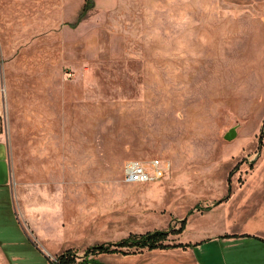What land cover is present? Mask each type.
<instances>
[{
	"label": "rangeland",
	"instance_id": "374dc122",
	"mask_svg": "<svg viewBox=\"0 0 264 264\" xmlns=\"http://www.w3.org/2000/svg\"><path fill=\"white\" fill-rule=\"evenodd\" d=\"M85 1L0 0L8 90L0 134L12 192L0 195V264H55L68 251L85 264L92 245L176 231L187 216L169 240L212 238L202 264L259 255L256 241L215 238L198 212L213 202L204 200L211 193L203 177L223 173L211 157L213 97L220 87L228 99L230 65L263 49L261 0H91L71 25ZM206 127L209 135L198 136ZM220 139L224 152L234 149L236 141ZM130 158H159L169 170L127 182ZM97 257L131 262L120 253Z\"/></svg>",
	"mask_w": 264,
	"mask_h": 264
},
{
	"label": "crops",
	"instance_id": "0c3cea01",
	"mask_svg": "<svg viewBox=\"0 0 264 264\" xmlns=\"http://www.w3.org/2000/svg\"><path fill=\"white\" fill-rule=\"evenodd\" d=\"M263 13L264 0H261V14ZM262 48L248 56L245 64L230 65L235 81L225 88L228 99L221 95L224 91L222 88L220 91V87L217 90L221 94L213 95L216 113L212 121L218 146L211 157L212 164L214 159V165H220L223 173L221 172L220 179L215 182H211L209 175L203 177V188L211 193L204 200L213 202L205 204L208 208L198 212V215L212 223L217 231L215 238H219L221 242L238 246L239 243L253 240L262 249L259 255L248 259L233 255L231 264L241 263L242 260L264 264V45ZM233 125H237L234 138L223 139L236 141L234 149L227 154L222 148L220 136ZM197 135H209L207 127L197 130ZM232 171L233 175L230 176ZM10 182L8 146L0 134V195L5 194L12 198ZM188 217L190 218L185 217L184 230L190 222ZM199 228L204 230L205 226L200 225ZM211 239L204 238L195 242L170 241L183 246L146 250V254L141 251L100 253L95 258L104 264H112L97 256L120 253L131 260L129 264H202L200 257L205 254L202 248Z\"/></svg>",
	"mask_w": 264,
	"mask_h": 264
},
{
	"label": "trees",
	"instance_id": "16d2710c",
	"mask_svg": "<svg viewBox=\"0 0 264 264\" xmlns=\"http://www.w3.org/2000/svg\"><path fill=\"white\" fill-rule=\"evenodd\" d=\"M92 6L91 0H89V5L87 0L85 1V5L82 7L80 14L78 15L77 20L71 24L74 25L82 15L87 11L88 8ZM186 218L182 219L181 227L176 230H153V231H146L144 233L136 234V233H129L128 236L121 238L118 241L114 242H102L92 245L87 248V251L84 255V258L80 263L86 264H104L98 261L95 258L96 254L100 253H114V252H121V253H129V252H137L142 251L144 249H166L171 247H179L183 246L180 243H170L169 236L172 233H179L183 230ZM68 252H64L58 255L56 258L55 264H76V259L74 254H70ZM91 255L92 257H88Z\"/></svg>",
	"mask_w": 264,
	"mask_h": 264
},
{
	"label": "built area",
	"instance_id": "2783aa9c",
	"mask_svg": "<svg viewBox=\"0 0 264 264\" xmlns=\"http://www.w3.org/2000/svg\"><path fill=\"white\" fill-rule=\"evenodd\" d=\"M7 87L3 77V63L0 60V118L5 119L7 114ZM169 170L168 162L162 163L159 158L143 161L130 158L123 165V180L127 182H147L161 179Z\"/></svg>",
	"mask_w": 264,
	"mask_h": 264
},
{
	"label": "water",
	"instance_id": "95a60500",
	"mask_svg": "<svg viewBox=\"0 0 264 264\" xmlns=\"http://www.w3.org/2000/svg\"><path fill=\"white\" fill-rule=\"evenodd\" d=\"M236 128L237 125H233L231 127H229L224 133H223V137L226 140H231L232 138H234V136L236 135Z\"/></svg>",
	"mask_w": 264,
	"mask_h": 264
}]
</instances>
